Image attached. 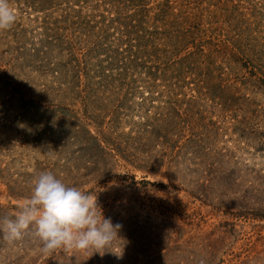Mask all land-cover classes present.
Returning a JSON list of instances; mask_svg holds the SVG:
<instances>
[{
  "label": "rangeland",
  "instance_id": "obj_1",
  "mask_svg": "<svg viewBox=\"0 0 264 264\" xmlns=\"http://www.w3.org/2000/svg\"><path fill=\"white\" fill-rule=\"evenodd\" d=\"M130 1L105 0L115 6L114 32L128 31L116 38L149 36L166 48L158 62L169 75L191 66L205 77L203 93L182 107L201 142L177 141L168 126L181 118L165 109L155 125L161 104L149 92L161 88L114 85L96 50L89 67L90 54L81 58L100 79L89 80L87 68L77 80L61 15L82 46V35L95 37L99 12L89 7L99 0H9L17 19L0 30V223L51 172L96 195L122 227L103 256L45 253L34 226L14 241L0 232V264H264V0H142L147 20Z\"/></svg>",
  "mask_w": 264,
  "mask_h": 264
},
{
  "label": "trees",
  "instance_id": "obj_2",
  "mask_svg": "<svg viewBox=\"0 0 264 264\" xmlns=\"http://www.w3.org/2000/svg\"><path fill=\"white\" fill-rule=\"evenodd\" d=\"M112 6L113 7H110L108 3L105 2V0H99L97 6L93 5L89 7L92 12H99L96 17L99 19L95 20V23L93 24L96 25L97 28L95 30V37L92 36L93 38H91V41L88 43V40L84 39L85 35H82V37H80L82 46L77 47L75 44L71 43L72 41L69 40V36L67 34V32H69V28L63 27L66 25V22L69 21L65 19L69 14L66 12L61 15L64 19L60 21L61 27L58 28V30H62L60 37L63 41V44L68 48L67 54L78 65V70L80 73L77 76V80L81 79L83 72L87 70V68L92 64L91 54L95 53L92 51L96 50V52L101 53V57L104 59L101 61V63L105 65L108 64L107 66L110 70L106 71L105 76L112 74V78L110 80L114 85H126L127 83L129 85V83H132L134 86H136V91H141L139 88L142 86L150 90L161 88V90L149 92V96L154 97V100L157 99L159 104H161L156 112V119L154 120L155 125L158 121L165 120V118H162L163 115L161 112H159L160 110L163 111L165 109L168 112H171L170 115L172 118L179 116V118H181L179 125L177 126L174 120H172L173 123L168 126V131H176L177 141H182L184 145H189V147L192 146L194 148L195 144L197 146V144L201 142V139L199 137L196 138V135H194V129L188 127V122L184 121L187 118V111L183 110L182 107L186 104H193V100L198 98V95L203 93L205 77H199V73L197 72L191 76L192 71L195 70V68L191 66L184 68L181 67L180 69H177L174 74L169 75L170 70L165 68L167 67V64L165 63L164 66H161L158 62V60L164 58L165 55H168L166 48L153 44L154 42H152L149 36L144 35L143 37H136V39L130 38L126 43L122 42L121 39L116 38L114 33L124 37L128 35V31L118 28L114 32L113 25L117 23V20L113 19V17H109L110 12L115 9L114 4H112ZM145 6L146 4L145 2L143 3L142 0H138L137 2L136 0H132L128 2V6L126 7H133L135 9V17H139L141 19L144 18L147 20L148 16H145ZM225 16L227 20H229L228 28L230 32L236 35V24L234 25V18H236V16L231 13L226 14ZM83 21L86 22L85 19ZM165 22H167V20H165ZM141 24L143 25V32L145 34H149V32H147L148 27H150L149 22H141ZM84 27L87 28V26ZM85 29L83 31H85ZM167 31H171L170 28ZM174 37L176 38L177 42L181 38L179 36ZM122 43L123 45L120 46ZM172 50H174V48H171V51ZM171 51L169 52L171 53ZM85 53L90 54L88 59L84 60V62L88 64V67L83 65L81 58V56ZM173 56L176 55L173 54ZM191 56V54L184 55L177 57L174 60L177 62L180 60L185 61L186 59L190 60ZM172 62L174 63V61ZM88 70L89 71L86 76L89 80L97 81L100 79L101 75L97 76L94 73L97 71H94L90 68H88ZM158 77L161 78L162 85H158L153 82V80H159ZM187 96L190 97L187 98ZM181 112H184V114L179 115ZM160 116L162 119H159ZM188 121L190 122V119ZM196 153L198 154L199 152L195 150V154ZM235 257L237 258V256Z\"/></svg>",
  "mask_w": 264,
  "mask_h": 264
},
{
  "label": "clouds",
  "instance_id": "obj_3",
  "mask_svg": "<svg viewBox=\"0 0 264 264\" xmlns=\"http://www.w3.org/2000/svg\"><path fill=\"white\" fill-rule=\"evenodd\" d=\"M16 19L9 0H0V30L11 28ZM33 226L45 253L62 249L90 251L91 255L98 252L101 256L122 227L104 217L96 195L67 185L51 172L35 178L30 198L20 205L14 218H3L0 232L4 239L14 241Z\"/></svg>",
  "mask_w": 264,
  "mask_h": 264
}]
</instances>
